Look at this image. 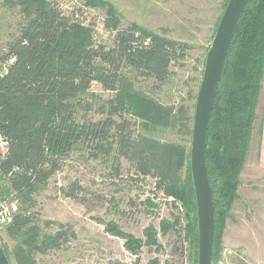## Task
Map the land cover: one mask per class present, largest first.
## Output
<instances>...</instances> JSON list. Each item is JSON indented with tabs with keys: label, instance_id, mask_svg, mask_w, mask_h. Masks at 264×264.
I'll return each mask as SVG.
<instances>
[{
	"label": "trees",
	"instance_id": "obj_1",
	"mask_svg": "<svg viewBox=\"0 0 264 264\" xmlns=\"http://www.w3.org/2000/svg\"><path fill=\"white\" fill-rule=\"evenodd\" d=\"M17 1L23 15L19 33L0 56V68H6L0 78V132L9 143L7 155L0 159V179L9 184L20 201L4 229L5 235L17 243L19 264H36L34 254L51 249L61 234L40 235L22 205L35 206L34 194L48 185L65 159L81 145H97L107 134V121L86 119V106L76 93L77 86L95 82L103 90L114 92L117 108L125 107L139 118L146 133L153 134L170 125L172 111L134 90V80L137 76L164 80L169 64L183 60L188 47L133 25L127 30L117 29L112 48L105 50L94 47L80 27H68L70 19L55 2ZM64 28L72 31L69 34ZM263 78L264 0H249L228 51L208 129L205 161L214 222L211 264L237 198L248 153L260 135ZM187 123L181 128L190 135L193 116L187 118ZM120 149L132 158L138 156L141 173L155 174L166 197L180 204L184 210V238L196 256V204L189 153L186 155L181 145H149L143 138L137 143H120ZM185 159L186 174L181 179L178 171ZM80 191L76 183L60 189L69 199H76ZM173 227L162 221V235ZM106 231L123 240V247L133 256L139 255L144 246L160 248L153 226L144 230V241L115 226Z\"/></svg>",
	"mask_w": 264,
	"mask_h": 264
},
{
	"label": "rangeland",
	"instance_id": "obj_2",
	"mask_svg": "<svg viewBox=\"0 0 264 264\" xmlns=\"http://www.w3.org/2000/svg\"><path fill=\"white\" fill-rule=\"evenodd\" d=\"M51 1L70 19L68 27L83 29L94 47L109 50L117 29L136 25L186 45L188 50L183 60L169 64L164 80L141 76L134 80V90L172 111L170 125L155 134L146 133L139 118L125 107L117 108L114 92L103 90L95 82L77 86L76 93L86 106V119L107 121V134L96 146L81 145L71 153L48 185L34 194L35 206L22 205L40 235L61 234L51 249L34 254L35 263L197 264L198 247L195 256L193 246L184 238V210L166 197L155 174L141 173L138 156L123 154L120 143H137L143 138L149 145H181L186 155L190 154L191 134L185 135L181 126H187V118L193 116L206 53L225 0ZM17 4V0H0V56L19 33L23 15ZM5 73L2 66L0 76ZM186 164L185 159L178 171L181 179ZM72 183L81 188L76 199L60 192ZM0 200L20 204L17 193L2 179ZM162 221L174 225L166 235L161 233ZM113 226L143 241L144 230L153 226L160 248L144 246L133 256L123 247V240L106 231ZM221 238L213 264H264V174L257 169L255 149L248 153ZM0 245L9 263L19 264L17 243L4 231L0 232Z\"/></svg>",
	"mask_w": 264,
	"mask_h": 264
},
{
	"label": "water",
	"instance_id": "obj_3",
	"mask_svg": "<svg viewBox=\"0 0 264 264\" xmlns=\"http://www.w3.org/2000/svg\"><path fill=\"white\" fill-rule=\"evenodd\" d=\"M248 2L228 0L207 50L196 95L189 165L196 204L197 264H211L213 244V203L205 161L209 123L228 51ZM0 264H10L1 245Z\"/></svg>",
	"mask_w": 264,
	"mask_h": 264
},
{
	"label": "built area",
	"instance_id": "obj_4",
	"mask_svg": "<svg viewBox=\"0 0 264 264\" xmlns=\"http://www.w3.org/2000/svg\"><path fill=\"white\" fill-rule=\"evenodd\" d=\"M1 74L0 77H2ZM9 143L5 135L0 132V159L5 158L8 153ZM15 172H19L18 169H14ZM18 207L17 201L12 200L7 204L0 200V232L11 223L14 213Z\"/></svg>",
	"mask_w": 264,
	"mask_h": 264
},
{
	"label": "crops",
	"instance_id": "obj_5",
	"mask_svg": "<svg viewBox=\"0 0 264 264\" xmlns=\"http://www.w3.org/2000/svg\"><path fill=\"white\" fill-rule=\"evenodd\" d=\"M263 91L260 97V106L264 104V78L262 81ZM252 149L256 150V157H257V169L260 170L264 174V119L261 126L260 135L258 136V140L256 141L254 147ZM251 149V150H252Z\"/></svg>",
	"mask_w": 264,
	"mask_h": 264
}]
</instances>
